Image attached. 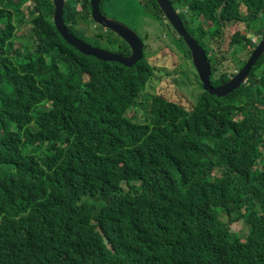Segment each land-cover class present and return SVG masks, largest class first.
<instances>
[{
    "label": "trees",
    "instance_id": "obj_1",
    "mask_svg": "<svg viewBox=\"0 0 264 264\" xmlns=\"http://www.w3.org/2000/svg\"><path fill=\"white\" fill-rule=\"evenodd\" d=\"M136 1L163 17L156 0ZM171 1L215 87L264 39V0ZM54 15L52 0H0V264H264V54L227 97L141 99L156 73L189 67L173 43L192 65L169 23L157 39L169 55L146 47L127 67L81 53ZM92 16L91 0H66V27L98 46Z\"/></svg>",
    "mask_w": 264,
    "mask_h": 264
},
{
    "label": "rangeland",
    "instance_id": "obj_2",
    "mask_svg": "<svg viewBox=\"0 0 264 264\" xmlns=\"http://www.w3.org/2000/svg\"><path fill=\"white\" fill-rule=\"evenodd\" d=\"M26 10L27 6L24 7V11ZM103 11L109 18L126 23L141 37H144V39L148 36L156 38L153 39V41L152 39L148 40L149 47L146 52L148 58H151V60L153 58L162 60V57H164V55H169L168 51L169 49H171V46L170 41L166 36H164V40H166L164 48L162 45L157 44V39L162 38L161 36L163 35L164 31L162 24L165 23L156 15L155 12H148L144 10L142 5L136 0H104ZM94 25L95 24H93L91 31L93 30L94 32H98V29L100 28H96ZM31 27V25L25 26L19 30L20 32H28ZM77 34L83 36L84 32L81 29H78ZM115 38L116 43H113V45H103L102 43H99L96 47H100L105 50H107L105 47H109L113 51H107L116 54H118L117 52H120L121 50L126 51L127 46L123 43L121 38H118L117 36H115ZM180 47L181 49H183L182 45H180ZM172 48L174 54H176V56H179V63L183 64V66L189 64V67L181 68L180 71H178L171 77H164L162 74L156 73L157 79L152 84L150 82L147 91L141 94V99H143L145 95H164L170 101L181 103L185 106H188L189 103L195 104L198 97L205 90L193 69V64L191 65V63L188 61L187 63H185V58L184 56H182L183 53L180 51V48L176 42L172 44ZM223 54L226 57L224 60H226L227 62L233 60L231 62H234V58L236 57L232 55L230 49V41L228 38H225L224 41ZM232 74H236V71H233ZM230 217L233 220L231 228H233L234 232L244 234V231L248 228V226L244 221L243 215L234 213ZM228 219L229 218L226 216L222 218V220L224 221H227Z\"/></svg>",
    "mask_w": 264,
    "mask_h": 264
},
{
    "label": "water",
    "instance_id": "obj_3",
    "mask_svg": "<svg viewBox=\"0 0 264 264\" xmlns=\"http://www.w3.org/2000/svg\"><path fill=\"white\" fill-rule=\"evenodd\" d=\"M56 4V24L58 30L66 38V40L75 46L81 53L86 56H94L104 62H118L127 67L135 66L143 58L142 47L143 41L138 34L127 25L117 20L103 16L100 10L101 0H92V13L94 20L101 26L113 31L116 35L123 38L132 47V55L122 56L107 50L92 46L83 40L69 34L66 29L62 15L64 13L65 0H54ZM160 8L164 12L170 24L175 28L177 33L184 39L192 53V61L198 76L204 86V90L213 96L227 97L234 91L241 88L249 79L253 67L257 64L261 56L264 54V39L259 43L256 50L252 54L250 60L245 67L237 73L228 83L220 87H214L211 84L212 68L206 51L198 45L197 41L191 37L185 28L183 21L177 14L176 10L169 0H156Z\"/></svg>",
    "mask_w": 264,
    "mask_h": 264
},
{
    "label": "clouds",
    "instance_id": "obj_4",
    "mask_svg": "<svg viewBox=\"0 0 264 264\" xmlns=\"http://www.w3.org/2000/svg\"><path fill=\"white\" fill-rule=\"evenodd\" d=\"M53 2H55L54 0H52ZM65 2H66V0H65ZM158 4V3H157ZM171 4H172V6L174 7V5H173V3L171 2ZM158 6H159V4H158ZM159 8H160V6H159ZM174 9L176 10V12H177V14L180 16V11L179 10H177L175 7H174ZM100 10H101V3H100ZM160 10L162 11V9L160 8ZM93 11V10H92ZM64 12H65V8H64ZM102 12V11H101ZM162 13H163V17H162V15L160 16V18H164L165 20H167V21H165V22H168L169 24H170V22L168 21V19H167V17L165 16V14H164V12L162 11ZM103 14V13H102ZM104 15V14H103ZM112 19V18H111ZM114 20H116V19H114ZM118 21V20H117ZM119 22H121V21H119ZM123 24H125V25H127L126 23H124V22H122ZM184 23V22H183ZM171 25V24H170ZM128 26V25H127ZM172 26V25H171ZM129 28H131L130 26H128ZM173 27V26H172ZM174 28V27H173ZM186 28V27H185ZM132 29V28H131ZM174 30H175V28H174ZM187 30V29H186ZM106 31H111V30H108V29H106ZM176 31V30H175ZM111 32H113V31H111ZM114 33V32H113ZM176 33H177V31H176ZM189 33V32H188ZM115 34V33H114ZM138 34V33H137ZM178 34V33H177ZM190 34V33H189ZM117 37H119L118 35H116ZM138 36L142 39V41H143V45H145V46H148L149 47V42H148V40H150V39H152V41H153V39H156V38H152V37H150V36H148L147 38H145L144 39V37H141L139 34H138ZM178 36L180 37V35L178 34ZM120 38V37H119ZM182 38V37H181ZM144 39V40H143ZM184 40V39H183ZM263 40V39H262ZM262 40H260L259 41V43L262 41ZM144 41H146V42H144ZM257 41V39H255L254 40V42H256ZM165 43H166V40H165ZM259 43L257 44V46L259 45ZM186 44V43H185ZM189 48V47H188ZM257 48V47H256ZM255 48V49H256ZM204 49V48H203ZM190 50V49H189ZM205 50V49H204ZM206 51V50H205ZM191 52V51H190ZM206 54H207V52H206ZM128 56H130V55H128ZM191 56H192V53H191ZM143 57H144V55H143ZM208 57V56H207ZM251 58V57H250ZM143 59V58H142ZM250 60V59H249ZM192 64H193V61H192ZM212 68V67H211ZM244 68V67H243ZM242 68V69H243ZM242 69H237V70H235L236 71V74L237 73H239ZM236 74H234L233 75V77L236 75ZM198 76V75H197ZM251 76V75H250ZM232 77V78H233ZM198 78H199V76H198ZM231 78V79H232ZM230 79V80H231ZM199 80H200V78H199ZM229 80V81H230ZM228 81V82H229ZM200 82H201V80H200ZM227 82V83H228ZM248 82V81H247ZM246 82V83H247ZM202 83V82H201ZM245 83V84H246ZM211 84H212V82H211ZM213 85V84H212ZM202 86H203V84H202ZM215 87V86H214ZM203 88H204V86H203ZM217 88V87H216Z\"/></svg>",
    "mask_w": 264,
    "mask_h": 264
},
{
    "label": "bare ground",
    "instance_id": "obj_5",
    "mask_svg": "<svg viewBox=\"0 0 264 264\" xmlns=\"http://www.w3.org/2000/svg\"><path fill=\"white\" fill-rule=\"evenodd\" d=\"M169 2L171 3L172 1L171 0H169ZM65 5H66V2H65ZM54 6H55V15H54V22H55V26H56V28H57V31L59 32V34L66 40V38L61 34V32L58 30V27H57V24H56V4H55V2H54ZM91 6H92V0H91ZM65 8V7H64ZM64 15H65V12L63 13V15H62V20H63V23H64V25H65V27H66V24H65V20H64ZM92 15H93V13H92ZM104 16V15H103ZM106 17V16H105ZM107 18H109V17H107ZM181 18V17H180ZM92 19H93V21H94V23H95V25H97V26H99L98 28H105V27H103V26H101V25H99L95 20H94V18H93V16H92ZM181 20H182V18H181ZM163 22H165V21H163ZM66 29L69 31V34H71V32H70V29L69 28H67L66 27ZM106 29V28H105ZM133 30V29H132ZM134 31V30H133ZM94 31L92 30L91 31V33H93ZM71 35H73V34H71ZM74 36V35H73ZM74 37H76V36H74ZM192 37V36H191ZM77 38V37H76ZM121 38V37H120ZM80 39V38H79ZM195 39V38H194ZM82 40V39H81ZM121 40L123 41V43L127 46V50L126 51H128V47L130 48V52H131V55H132V47L128 44V42L127 41H125L123 38H121ZM196 40V39H195ZM67 41V40H66ZM84 41V40H83ZM100 41H102V40H99V43H101ZM197 41V40H196ZM68 42V41H67ZM85 42V41H84ZM69 43V42H68ZM197 43H198V41H197ZM70 44V43H69ZM89 44V43H88ZM70 45H72V44H70ZM187 45V44H186ZM198 45L199 46H201L199 43H198ZM73 46V45H72ZM93 46V45H92ZM75 47V46H74ZM96 47V46H95ZM148 48V46H145V45H143V47H142V53H143V55L145 54V52H144V50H145V48ZM188 47V46H187ZM202 47V46H201ZM76 48V47H75ZM98 48H100V47H98ZM203 48V47H202ZM101 49H103V48H101ZM105 50V49H104ZM120 55V54H119ZM123 56V55H122ZM252 56V55H251ZM234 60H235V58H234ZM210 61V60H209ZM211 63V62H210ZM194 66V65H193ZM196 70V69H195ZM196 72H197V70H196ZM197 74H198V72H197ZM207 92V91H206ZM210 94V93H209Z\"/></svg>",
    "mask_w": 264,
    "mask_h": 264
},
{
    "label": "flooded vegetation",
    "instance_id": "obj_6",
    "mask_svg": "<svg viewBox=\"0 0 264 264\" xmlns=\"http://www.w3.org/2000/svg\"><path fill=\"white\" fill-rule=\"evenodd\" d=\"M96 28H98L99 26H97V25H94ZM106 29L105 28H103V29H98V32H100L101 33V35H105V37H106V39H103V38H101V40H102V44L103 45H106V44H110V45H113V43H110L109 41H110V39L111 38H109L108 39V37H107V34L105 33L106 31H105ZM111 34H112V32L111 31H109ZM112 36V35H111Z\"/></svg>",
    "mask_w": 264,
    "mask_h": 264
}]
</instances>
